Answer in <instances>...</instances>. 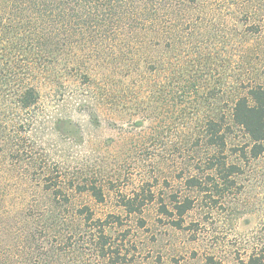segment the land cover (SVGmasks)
Instances as JSON below:
<instances>
[{
  "label": "rangeland",
  "instance_id": "rangeland-1",
  "mask_svg": "<svg viewBox=\"0 0 264 264\" xmlns=\"http://www.w3.org/2000/svg\"><path fill=\"white\" fill-rule=\"evenodd\" d=\"M174 13L141 46L1 36L0 264H264V151L233 119L264 83V0ZM28 84L40 100L19 109Z\"/></svg>",
  "mask_w": 264,
  "mask_h": 264
},
{
  "label": "trees",
  "instance_id": "trees-1",
  "mask_svg": "<svg viewBox=\"0 0 264 264\" xmlns=\"http://www.w3.org/2000/svg\"><path fill=\"white\" fill-rule=\"evenodd\" d=\"M189 2L190 0H0V38L10 31L24 33L29 29L30 32L43 31L50 38L49 43L52 46L60 45L62 51L84 47L141 46L148 41L149 36L159 34L162 22H169L172 17L170 15L175 14L177 7ZM39 100V90L28 84L18 90L15 101L19 109H24L37 105ZM233 119L253 141L251 156H259L264 151V83L250 86L247 94L237 99ZM221 139L224 142V138ZM191 182L193 185L200 184L195 178H191ZM90 189L98 200L103 199L102 191L96 185H91ZM136 198L137 195L124 201L123 207L127 212L140 210L135 203ZM186 203L176 206L180 217L191 206L188 199ZM81 213H86L87 221L93 219L87 207L81 209ZM93 229L90 226L89 236L92 241H96L94 250L97 257L106 259L109 257L108 235L104 230L95 234ZM249 263L260 264L254 258Z\"/></svg>",
  "mask_w": 264,
  "mask_h": 264
}]
</instances>
